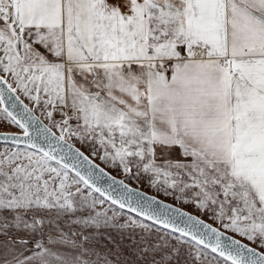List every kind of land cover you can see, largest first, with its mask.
<instances>
[{
  "label": "snow or ice",
  "instance_id": "1",
  "mask_svg": "<svg viewBox=\"0 0 264 264\" xmlns=\"http://www.w3.org/2000/svg\"><path fill=\"white\" fill-rule=\"evenodd\" d=\"M0 264H264V0H0Z\"/></svg>",
  "mask_w": 264,
  "mask_h": 264
}]
</instances>
